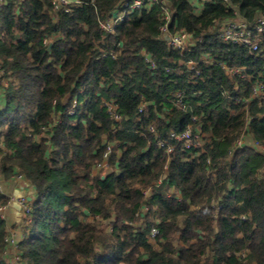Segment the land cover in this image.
<instances>
[{
	"label": "trees",
	"instance_id": "trees-1",
	"mask_svg": "<svg viewBox=\"0 0 264 264\" xmlns=\"http://www.w3.org/2000/svg\"><path fill=\"white\" fill-rule=\"evenodd\" d=\"M78 1L70 11H55L52 0L0 5L7 80L0 84V178L22 175L35 189L31 220L21 222L22 264H264V154L236 144L245 135L264 146V99L253 97L264 87V38L251 52L219 37L234 7L252 20L264 0H211L200 14L190 0H159L127 15L115 33L100 20L124 0ZM164 3L173 9L171 29L193 34L195 51L180 54L160 31ZM109 51L116 57L103 55ZM189 60L200 75L187 69ZM222 63L244 67L245 77L229 75ZM178 89L210 141L186 149L172 140L166 180L141 221L144 190L167 162L158 140L192 122L172 105ZM105 99L117 101L121 122ZM109 141L118 143L111 169L94 174ZM170 188L181 197L168 196ZM8 200L0 189V206ZM155 217L160 232L152 241ZM7 228L0 213V264H13L3 257Z\"/></svg>",
	"mask_w": 264,
	"mask_h": 264
},
{
	"label": "built area",
	"instance_id": "built-area-1",
	"mask_svg": "<svg viewBox=\"0 0 264 264\" xmlns=\"http://www.w3.org/2000/svg\"><path fill=\"white\" fill-rule=\"evenodd\" d=\"M211 0H190L194 6V11L197 14H200L206 5L207 2ZM79 2L78 0H52L55 11L60 10H71V4ZM159 2V0H124L120 7L115 9L108 17L100 20V26L106 33H115L116 27L121 24V22L127 17V15L134 12L136 9L150 8L153 4ZM226 4L229 5L230 0H224ZM6 0H0V5L5 4ZM162 24L160 26V31L168 37L170 46L179 51L180 54H185L186 52L195 51L196 38L191 34L187 29L181 28L173 31L171 29V22L173 19V9L168 4H162ZM235 9V17L226 18L222 20L219 24V37L226 42L240 44L247 48L249 51L253 52L259 49L260 44L264 38V12L256 15L252 20H249L243 17L240 14L238 8ZM49 40L46 39L45 43L48 44ZM122 45L121 42L116 43V48H119ZM104 56L116 57L115 51L104 52ZM144 61L149 65L151 69H157L158 63L149 53H144ZM197 62L195 60H189L185 62V65L189 71L195 72V74L200 75L201 70L197 68ZM222 67L226 70L229 75H239L240 77H245V68L241 66H227L222 63ZM2 72L0 71V79ZM228 95V94H227ZM186 92L182 89L175 91L174 97L172 99V105L177 109L187 111L191 113L192 122L182 131L172 130L166 138L159 139L158 145L165 147L167 153V162L164 165V173L159 177L154 184L144 190L145 198L147 202L143 204L137 216L141 218V221H144L143 216L150 212V204L148 201L152 198L154 189L160 187L166 180L169 161L172 158V155L175 151L176 145L172 140L181 142L182 146L186 149L192 148H204L205 145L210 141L209 133H205L200 126L195 127L194 124L198 121V116L194 112V109L190 103L186 101ZM228 97H231L228 95ZM254 98L264 99V87L262 85H257L253 92ZM241 99V98H240ZM238 98L237 101H240ZM78 104V99L75 98L73 105L71 107V113H74V108ZM103 106H105L108 114L114 118V120L121 122L123 115L119 110V104L113 99H105L103 101ZM141 110L144 109V106H141ZM150 130L152 132L156 131L155 125H150ZM117 128L114 129L116 131ZM237 146L242 147L245 145H254L264 154V146L255 144L254 141L247 142L245 135H242L236 141ZM118 143L109 141L107 143L106 150L103 155V159L95 165L94 174L100 172H106L111 169V156L115 152V148ZM96 172V173H95ZM14 178L24 179L22 175H17ZM0 189L3 191L1 184ZM168 196H177L181 197V194L175 188H170L167 192ZM0 206L1 216L6 219L5 210L7 205L10 202ZM24 218L27 222L31 220V211L32 206L30 200L26 197H21L17 199ZM160 219L157 217L154 218L152 226L150 229V238L152 241H155L160 232L159 230ZM8 233L5 237L6 246L3 251V257L13 264H22V254L20 251V240L23 236L21 227L11 228L8 227Z\"/></svg>",
	"mask_w": 264,
	"mask_h": 264
},
{
	"label": "crops",
	"instance_id": "crops-1",
	"mask_svg": "<svg viewBox=\"0 0 264 264\" xmlns=\"http://www.w3.org/2000/svg\"><path fill=\"white\" fill-rule=\"evenodd\" d=\"M3 102V94L0 91V106ZM247 139L249 140L250 138L247 137ZM0 184L3 192L11 199L5 210L7 227L19 229L24 219V214L17 199L26 197L29 200L31 197L32 200L35 197L34 186L27 179L18 178H0Z\"/></svg>",
	"mask_w": 264,
	"mask_h": 264
},
{
	"label": "rangeland",
	"instance_id": "rangeland-1",
	"mask_svg": "<svg viewBox=\"0 0 264 264\" xmlns=\"http://www.w3.org/2000/svg\"><path fill=\"white\" fill-rule=\"evenodd\" d=\"M2 74V73H1ZM7 81L6 79H0V84H2L3 82ZM2 87L0 86V91H3ZM247 142H250V140L247 139ZM96 173V172H95ZM140 222V221H139ZM104 225L108 226V229H112V226L108 223V221H103L102 222ZM144 223V222H143Z\"/></svg>",
	"mask_w": 264,
	"mask_h": 264
},
{
	"label": "water",
	"instance_id": "water-1",
	"mask_svg": "<svg viewBox=\"0 0 264 264\" xmlns=\"http://www.w3.org/2000/svg\"><path fill=\"white\" fill-rule=\"evenodd\" d=\"M51 44H52V43H50V45H49V48L51 47ZM29 200L31 201V197H30V199H29Z\"/></svg>",
	"mask_w": 264,
	"mask_h": 264
}]
</instances>
